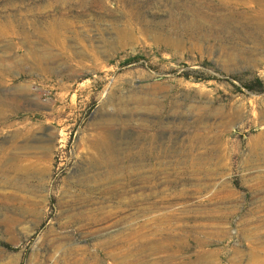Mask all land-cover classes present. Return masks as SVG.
<instances>
[{
  "label": "rangeland",
  "instance_id": "374dc122",
  "mask_svg": "<svg viewBox=\"0 0 264 264\" xmlns=\"http://www.w3.org/2000/svg\"><path fill=\"white\" fill-rule=\"evenodd\" d=\"M0 264H264V0H0Z\"/></svg>",
  "mask_w": 264,
  "mask_h": 264
},
{
  "label": "bare ground",
  "instance_id": "6f19581e",
  "mask_svg": "<svg viewBox=\"0 0 264 264\" xmlns=\"http://www.w3.org/2000/svg\"><path fill=\"white\" fill-rule=\"evenodd\" d=\"M109 126V123L107 124ZM111 143L109 142V135H108V131L107 130H104V134H100L98 136V138L93 141L92 144H90L89 146L91 147V149L95 152L94 155H92L90 157V160L93 162H95L96 166L98 167L99 166V169H104L102 170L101 172H98L96 173L95 170L93 171L94 173L90 172L88 173L84 179L82 180V186L85 187V190L84 192H82V194L84 195V198L85 200H90L92 198V194H94V192L97 191V189H101L99 187H104V190L108 189L109 190V182H111V179H109V163L112 164V165H118V169L123 172V169L122 167H119V164L114 160V156L111 154L110 150H109V145ZM134 155L136 156H139V157H145L152 160V159H158L157 157H153L152 155V148L150 146V148L148 149H143L139 152H136L134 154H130L128 156L129 160L130 159H133L135 158ZM144 160V159H143ZM142 161V160H141ZM4 162V161H3ZM138 164V163H136ZM158 163H155V164H150V167L147 169V171L145 172L144 168L142 172L140 173H137V174H134L131 172V166H127L128 168L125 169V172H123V178L121 179V183L127 181L128 183H133L136 181H141L143 183V187L144 188H149L151 191H150V194L148 193L149 197L153 198V197H161L163 199H166V203L168 204H172L174 201H176L175 198H168L170 195L168 194H163V193H159L157 191H155L154 189L157 187V179L160 177V176H165V177H169L170 173L169 172H165V170H162L161 169V166L158 167L157 166ZM138 166H142L141 164L138 165ZM144 166V165H143ZM106 169V170H105ZM115 170V168L113 169ZM92 173V174H91ZM121 178V177H120ZM168 180V179H167ZM170 181V180H169ZM169 183H174V182H169ZM134 184V183H133ZM166 184V183H165ZM171 185V184H170ZM172 186V185H171ZM143 188V189H144ZM142 189V188H141ZM145 190V189H144ZM163 192V191H162ZM148 195L146 196V198H148ZM178 197V196H177ZM83 198V197H81ZM144 199V198H143ZM179 199V198H178ZM136 200V199H135ZM140 201V200H139ZM131 202V201H130ZM165 202V201H164ZM156 204V203H155ZM144 209V208H143ZM145 212L148 211V209H144ZM143 210V211H144ZM141 211V210H140ZM87 214V213H85ZM169 214V213H168ZM167 215V214H166ZM173 216V215H172ZM163 219V217H162ZM92 220V219H91ZM157 220V219H156ZM160 220V219H159ZM155 220H153V223H154ZM167 220H163V222ZM162 223V222H161ZM165 223V222H164ZM169 223V222H168ZM155 224V223H154ZM163 224V223H162ZM161 224V225H162ZM160 225V224H158ZM169 225V224H168ZM147 227V226H146ZM161 228V227H160ZM168 228V227H167ZM164 230V229H163ZM173 230V229H172ZM167 232V231H166ZM175 232V231H174ZM162 234V233H160ZM159 234V235H160ZM170 234V233H169ZM157 235V234H156ZM171 235V234H170ZM174 235V234H173ZM163 236V235H162ZM169 236V235H168ZM175 236V235H174ZM173 236V238H174ZM166 237V236H164ZM170 238V237H169ZM175 240V238H174ZM173 240H171L172 242ZM168 242V241H167ZM170 244H174L171 243ZM178 242V241H177ZM183 244V243H182ZM169 245V244H168ZM180 245V244H179ZM140 246V245H139ZM163 246V245H162ZM171 246V245H170ZM181 246V245H180ZM179 246V248H180ZM160 247V246H159ZM164 247V246H163ZM174 247V246H172ZM159 249V248H158ZM182 248H180L181 250ZM162 250V249H161ZM165 250V249H163ZM168 249H166L167 251ZM173 250V249H172ZM160 251V250H159ZM169 251L171 252V250L169 249ZM179 251V249H178ZM176 253V251H174Z\"/></svg>",
  "mask_w": 264,
  "mask_h": 264
},
{
  "label": "trees",
  "instance_id": "16d2710c",
  "mask_svg": "<svg viewBox=\"0 0 264 264\" xmlns=\"http://www.w3.org/2000/svg\"><path fill=\"white\" fill-rule=\"evenodd\" d=\"M246 88H247L248 90H250V91H253V90H254V88H253V87H250L249 85H246Z\"/></svg>",
  "mask_w": 264,
  "mask_h": 264
}]
</instances>
